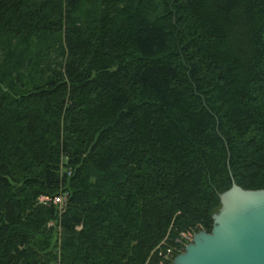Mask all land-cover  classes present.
Instances as JSON below:
<instances>
[{"label":"trees","instance_id":"obj_1","mask_svg":"<svg viewBox=\"0 0 264 264\" xmlns=\"http://www.w3.org/2000/svg\"><path fill=\"white\" fill-rule=\"evenodd\" d=\"M80 1L0 0V264L48 219L55 264H155L264 188V0Z\"/></svg>","mask_w":264,"mask_h":264},{"label":"water","instance_id":"obj_2","mask_svg":"<svg viewBox=\"0 0 264 264\" xmlns=\"http://www.w3.org/2000/svg\"><path fill=\"white\" fill-rule=\"evenodd\" d=\"M230 179L218 193L209 229L194 231L172 264H264V188Z\"/></svg>","mask_w":264,"mask_h":264},{"label":"rangeland","instance_id":"obj_3","mask_svg":"<svg viewBox=\"0 0 264 264\" xmlns=\"http://www.w3.org/2000/svg\"><path fill=\"white\" fill-rule=\"evenodd\" d=\"M92 7H94V0L80 1L78 15L84 17L85 14H88L90 12ZM61 197L59 196L58 203L56 204L58 211H61L63 209V206H64V202H63V199ZM49 221H51V224H48ZM52 224H53V226H51ZM44 227H46L47 229H52V232H53L52 233L53 237L51 238V241H50L51 244L48 246V251L50 253L49 255L51 256V259L50 260L45 259L46 258L45 256L42 258V255L38 254V263L37 264H55V262H56L55 259H57L58 255H59V244H60V239H61L62 233H61V230L59 228V225L56 224L55 222L53 223V221L51 219L46 220ZM43 259L45 260L44 262H43Z\"/></svg>","mask_w":264,"mask_h":264},{"label":"built area","instance_id":"obj_4","mask_svg":"<svg viewBox=\"0 0 264 264\" xmlns=\"http://www.w3.org/2000/svg\"><path fill=\"white\" fill-rule=\"evenodd\" d=\"M59 196L60 197L62 196L61 198L63 199V202H64L65 194H60V193L53 195L51 197L40 196L38 197V199L39 200L43 199L44 201L50 200L51 202L57 204L59 200ZM48 224H51V221H49ZM196 230L192 228H188V229L179 231L178 234L173 237L172 243L167 245L163 251H159L160 258L156 261L155 264H172L171 261H172L173 256L183 249V246L185 245V243L191 239L192 233Z\"/></svg>","mask_w":264,"mask_h":264}]
</instances>
